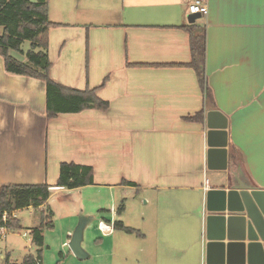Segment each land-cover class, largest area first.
Listing matches in <instances>:
<instances>
[{"label":"crops","instance_id":"0c3cea01","mask_svg":"<svg viewBox=\"0 0 264 264\" xmlns=\"http://www.w3.org/2000/svg\"><path fill=\"white\" fill-rule=\"evenodd\" d=\"M192 1L47 0L50 79L94 90L106 109L49 117L44 80L7 72L0 56V186L54 185L61 162L93 168V184L52 186L25 208L32 226L39 210L52 227L60 211L109 223L127 200L144 202L137 224L118 220L136 232L102 233L103 264L116 248L117 263L206 264L207 190L231 176L264 187V0H205L208 13L193 17ZM191 26L204 33L206 90L189 65ZM209 110L227 118L225 170L207 167Z\"/></svg>","mask_w":264,"mask_h":264},{"label":"trees","instance_id":"16d2710c","mask_svg":"<svg viewBox=\"0 0 264 264\" xmlns=\"http://www.w3.org/2000/svg\"><path fill=\"white\" fill-rule=\"evenodd\" d=\"M53 25L47 15V0H0V28H2L0 56L3 58L5 70L44 80L46 111L49 117L61 112L75 113L86 108L106 109L107 102L98 99L94 90L69 89L50 79L47 33L49 27ZM188 28L192 56L189 65L195 70L200 85L206 90L204 33L194 26ZM12 51L23 59L14 56ZM191 118L201 120L202 113ZM90 184H93V168L90 165L61 162L54 185L48 183L1 185L0 230H21L23 226L15 216V212L28 207L36 209L45 204L52 186L75 189ZM38 214L39 223L28 228L31 243L36 247V254L25 255L20 263H11L6 258L2 264H41L43 232L52 228V221L50 211L39 210ZM113 229L127 233L136 232L118 220L113 222Z\"/></svg>","mask_w":264,"mask_h":264},{"label":"water","instance_id":"95a60500","mask_svg":"<svg viewBox=\"0 0 264 264\" xmlns=\"http://www.w3.org/2000/svg\"><path fill=\"white\" fill-rule=\"evenodd\" d=\"M198 14H191L193 17ZM207 167L225 170L227 118L218 110L206 113ZM206 264H264V187L239 183L233 176L223 187L206 192ZM94 216L80 215L68 247L83 259V231Z\"/></svg>","mask_w":264,"mask_h":264},{"label":"rangeland","instance_id":"374dc122","mask_svg":"<svg viewBox=\"0 0 264 264\" xmlns=\"http://www.w3.org/2000/svg\"><path fill=\"white\" fill-rule=\"evenodd\" d=\"M1 30L2 28H0V33ZM56 195V197H63L62 192ZM143 203L144 202H141L139 197L129 199L124 203V209L117 214L116 218H109L108 220L111 221V223L115 220H122L131 223L130 226H133V224H137V222L140 221V216H135V209L140 205H144ZM94 212L97 211L95 210ZM63 215L64 212L60 211L59 218L54 221V226L50 229H45L43 232L44 241L41 251V264H103L105 262L104 256H107V253H103L104 247L100 245L99 239H105V235H102L97 228L99 218L94 216L95 219L92 221L91 225L86 226L83 231L81 246L89 256L84 259H79L72 254L68 245L63 247L61 243L63 241H69L79 216L85 215L84 211H76L71 220L63 217ZM17 216L23 226L21 230H0V264H2L6 258H8V261L11 263H20L25 255L36 254V247L31 243V237L28 230V228L32 226L33 219L36 214L34 213L33 215L28 209L24 208L17 211ZM66 227L71 228V232L69 234L65 233ZM112 231L109 234H111ZM116 234L121 237H127L130 235L119 230H116ZM102 253L103 255L101 256L96 255ZM120 254L123 255L124 253L120 251L119 248H116L115 253L112 255L114 261L116 262L115 264H124L117 263L124 262L119 259ZM110 255L111 253L108 252V256Z\"/></svg>","mask_w":264,"mask_h":264},{"label":"built area","instance_id":"2783aa9c","mask_svg":"<svg viewBox=\"0 0 264 264\" xmlns=\"http://www.w3.org/2000/svg\"><path fill=\"white\" fill-rule=\"evenodd\" d=\"M188 11L191 14L206 15L208 13V5L205 0H194L189 3ZM110 212L114 213L115 209L112 207ZM3 219H5V215H3ZM97 228L101 233L107 234L113 230V223H111V221H109V223L98 221Z\"/></svg>","mask_w":264,"mask_h":264}]
</instances>
